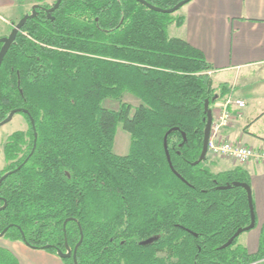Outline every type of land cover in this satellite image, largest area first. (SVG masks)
I'll use <instances>...</instances> for the list:
<instances>
[{
	"label": "trees",
	"instance_id": "16d2710c",
	"mask_svg": "<svg viewBox=\"0 0 264 264\" xmlns=\"http://www.w3.org/2000/svg\"><path fill=\"white\" fill-rule=\"evenodd\" d=\"M184 20L139 0H62L25 22L0 67V121L24 108L35 122L21 112L28 130L4 142L0 178L14 171L0 184L4 238L59 255L78 243L80 223L78 264H264V227L255 253L239 236L223 247L252 221L248 192L234 185L251 186L249 173L215 172L209 157L194 164L206 100L211 108L231 87L218 92L203 51L170 35ZM120 125L131 136L124 155L114 151ZM0 264L21 262L0 246Z\"/></svg>",
	"mask_w": 264,
	"mask_h": 264
},
{
	"label": "crops",
	"instance_id": "0c3cea01",
	"mask_svg": "<svg viewBox=\"0 0 264 264\" xmlns=\"http://www.w3.org/2000/svg\"><path fill=\"white\" fill-rule=\"evenodd\" d=\"M21 4L19 0H0V9L19 8ZM181 9L185 20L177 26L181 31L177 37L203 51L215 85V77L225 74L220 84L233 86L234 95L246 101L241 115H234L231 123L221 129L219 139L264 151V0H192ZM10 27L7 23L3 26ZM3 28L0 33L5 32ZM224 99L211 107L214 119ZM208 157L220 158L225 165L231 161L229 168L237 165L249 173L256 225L243 234V245L250 253L257 252L264 227V162L253 160L241 165L211 152ZM0 246L12 250L21 264H64L57 254L32 248L20 240L0 237Z\"/></svg>",
	"mask_w": 264,
	"mask_h": 264
},
{
	"label": "water",
	"instance_id": "95a60500",
	"mask_svg": "<svg viewBox=\"0 0 264 264\" xmlns=\"http://www.w3.org/2000/svg\"><path fill=\"white\" fill-rule=\"evenodd\" d=\"M139 1H141L142 3H145L147 6L153 8L154 10H158V11H162V12H166V13H174V12L178 11L179 9H181L184 5H186L187 3H189L192 0H182L178 4H176L174 7H171V8H168V9L159 8L157 6H154V5L150 4V3H148L146 0H139ZM61 2H62V0H57L52 7L46 8V10L48 12V16H51V13L56 8L59 7V5H60ZM37 7H38L37 4L36 5H33V7H32L33 13H31V14L27 13L24 16H22L21 19L15 25H13V28H12L10 34H8L6 36H2L0 38V45L2 44L1 49H0V67H1V65L3 63L4 57L7 54L10 46L16 40V37H17L19 31L23 28L25 22L29 18H33L36 15ZM205 110L207 112V124H206L205 134H204L203 149H202V152H201V155H200L199 159L194 164H197L200 161H203V160H205L208 157L209 141H210V135H211V128H212V123H213V120H214L213 110H212V108H210V101H209V99L206 100ZM21 112H24V113L28 114L31 117V122H32V124L34 126V123H35L34 122V118L31 116L29 110L28 109H24V108H17V109L12 110L10 112V114L3 121H0V126L3 125V124H5V123H7V122H9V121H11L16 113H21ZM167 137H168V133L165 135V138H164V146H165V149H166V153H167V157H168L170 166L174 170V172L179 177H181L184 180V178L172 166L170 154H169V151H168ZM37 139H38V135H37V133H35V143H34V147H33L32 152L36 148ZM184 140H186V135L185 134H184ZM20 167H18V168H20ZM12 172H14V171H9V172L5 173L0 178V184ZM234 185H236V186H242V187H244L247 190V192H248V198H249V202H250V206H251V212H252V221H251L250 225H248L247 227L238 229V231L235 233V235L233 237H231L229 239V241L223 245V247L229 246L230 244H232V242L234 241V239L236 237L240 236L243 232L248 231V230L254 228L255 225H256V214L254 212V207H253V192H252V187L248 183L239 182V181L234 182ZM229 186L230 185L220 186V188H228ZM6 206H7V201L5 200L4 205L0 206V210L4 209ZM69 220H74V218H68V219L65 220V222H64V229H66V225H67V222ZM79 227H80L81 237H80L78 243L75 245L74 249H71L70 248V246L68 245V242H66V249H67L66 251H63L60 248L57 249L58 254L62 258L73 256L75 264H78V260H77V250H78L79 246L81 245V243H82V241L84 239V232L82 230V226H81L80 223H79ZM8 229H9V227H6L2 232H0V237H3L4 234H5V232Z\"/></svg>",
	"mask_w": 264,
	"mask_h": 264
},
{
	"label": "rangeland",
	"instance_id": "374dc122",
	"mask_svg": "<svg viewBox=\"0 0 264 264\" xmlns=\"http://www.w3.org/2000/svg\"><path fill=\"white\" fill-rule=\"evenodd\" d=\"M54 1L55 0H41V1L26 0L25 2H22V4H21V2L19 0V3L22 5V6H19V8L13 7V8H9L8 10H6L4 8L0 9V29L3 28L5 23H7V25H9V27L11 26L13 28V25H15L21 19L23 14L31 11L33 4H35V3H46V4L51 5L54 3ZM181 12H182V9H179L178 11H176V14H180ZM11 27L8 29L3 28L5 32H3V33L1 32L0 37L10 34V32L12 30ZM180 32L181 31L179 30V28L175 25H171L169 27V33L171 36H180L179 35ZM258 73H259V71L255 72V75H257ZM223 75H225V74H220V75H217L215 77L216 85L214 84V86L217 88L216 90L218 92L220 91L219 85H220V80L223 77ZM233 89H234V87L232 86L229 92L234 93L235 90H233ZM124 100L133 104L134 106H137L141 103L140 100H138L137 98H135L134 96H132L130 94H126ZM220 101H222V100H220ZM103 105L106 107H109V108H113V109L115 108L116 109L119 106V101L108 98V99L104 100ZM28 128H29L28 121L25 118V116L21 113H16L11 121L0 126V172L2 169H4L5 164H6L5 154H4V142L6 141L7 137L15 131H18V130H25L26 131V130H28ZM130 141H131L130 133L127 132L126 130H124L123 127L120 125L118 127V130L116 133V138H115V143H114V151L120 155L126 154L130 148ZM208 165L210 166V168H212L213 171L219 172V171L231 169L228 166H231L232 164H231V161H227V165H225L223 160H221L220 158H209ZM236 166L237 165H235L234 167H236ZM246 232L247 231L243 232L239 236V238H238L239 243L245 244L243 242L244 241L243 237H245L243 234ZM57 256L61 258L60 255H57Z\"/></svg>",
	"mask_w": 264,
	"mask_h": 264
},
{
	"label": "built area",
	"instance_id": "2783aa9c",
	"mask_svg": "<svg viewBox=\"0 0 264 264\" xmlns=\"http://www.w3.org/2000/svg\"><path fill=\"white\" fill-rule=\"evenodd\" d=\"M245 106L244 99L237 98L234 93L228 94L219 115L213 120L209 141V152L227 157L241 165L253 160L264 162V151L237 141H223L218 136L221 129L231 123L234 115H241L240 110Z\"/></svg>",
	"mask_w": 264,
	"mask_h": 264
},
{
	"label": "flooded vegetation",
	"instance_id": "af4514ba",
	"mask_svg": "<svg viewBox=\"0 0 264 264\" xmlns=\"http://www.w3.org/2000/svg\"><path fill=\"white\" fill-rule=\"evenodd\" d=\"M56 1H57V0H56ZM36 4L38 5L37 10H43V9L45 10L46 8H50V7L53 6V5H52V6H50V7H46V6H44L45 3H35V4H33V5H36ZM54 4H55V3H54ZM32 7H33V6H32ZM28 13H29V14L33 13L32 8H31V11H29Z\"/></svg>",
	"mask_w": 264,
	"mask_h": 264
}]
</instances>
